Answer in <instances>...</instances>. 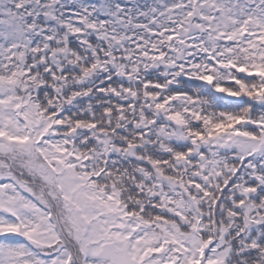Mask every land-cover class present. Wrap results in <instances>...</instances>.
<instances>
[{
	"label": "snow or ice",
	"instance_id": "obj_1",
	"mask_svg": "<svg viewBox=\"0 0 264 264\" xmlns=\"http://www.w3.org/2000/svg\"><path fill=\"white\" fill-rule=\"evenodd\" d=\"M0 264H264V0H0Z\"/></svg>",
	"mask_w": 264,
	"mask_h": 264
}]
</instances>
